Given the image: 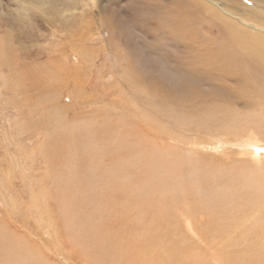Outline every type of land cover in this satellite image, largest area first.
Listing matches in <instances>:
<instances>
[{
	"label": "rangeland",
	"instance_id": "rangeland-1",
	"mask_svg": "<svg viewBox=\"0 0 264 264\" xmlns=\"http://www.w3.org/2000/svg\"><path fill=\"white\" fill-rule=\"evenodd\" d=\"M188 1L0 0V264H238L264 244V197L219 216L239 183L262 196L264 104L206 72L198 45L230 46ZM106 168L144 254H115L114 220L90 227Z\"/></svg>",
	"mask_w": 264,
	"mask_h": 264
},
{
	"label": "bare ground",
	"instance_id": "bare-ground-1",
	"mask_svg": "<svg viewBox=\"0 0 264 264\" xmlns=\"http://www.w3.org/2000/svg\"><path fill=\"white\" fill-rule=\"evenodd\" d=\"M206 1H207L206 3H203L199 0H189L188 4H190L191 6H193L196 9H198L199 11L203 10V11L208 12V16H206L204 14L208 25L211 26V28H214L212 31H214V33L216 32L218 34L217 37L219 36L221 38V40L223 41L222 43H226L230 47L229 48H224V47L219 48V51L216 53L214 45H210L208 42H202L198 46L201 50H205V52L207 53V57H209V58H203L204 57L203 56L202 60L200 62L201 63L205 62L206 66H207L206 67L207 73L211 72L214 74L221 75V73H222L221 71L224 70L230 75L229 78H231L232 81L234 83H236L238 86H240V87H251L249 94L257 97L258 99H256L254 102H252L247 98V103H258V104L263 103L264 104V34L259 33L263 30V26H261L257 23V19L261 18V13L264 12V0H253L258 4L257 9L255 7L252 8L250 5L246 4L244 2V0H224V4H225L227 10H224L222 7H220L218 5L217 1H219V0H206ZM211 3L215 7L214 9H211L207 6V4L211 5ZM178 9H181V8L179 7ZM20 10H21V8H20ZM189 11H190V9H188V11L186 13L188 14V17H189L188 20L191 21V19H190V16H191L190 13L191 12H189ZM223 11L228 13V15L231 17V19H233L235 21L231 22L229 20V18H225L224 16H222L221 12H223ZM193 13H196V12H193ZM196 14H193L192 16L195 17ZM204 15L202 14V16H204ZM191 18H193V17H191ZM190 24L191 25L193 24L192 21L190 22ZM253 24H256V26L253 28L255 32L252 30H248L247 28H244L241 26V25L250 26ZM184 32H185V30H184ZM5 42H4V45H5ZM7 45H8V42H7ZM2 49H3V40L0 39V50H2ZM211 60H214V62L209 64L210 62H208V61H211ZM199 66H200V64H199ZM261 84H263V85H261ZM224 143L225 142L223 141L221 143V145H224ZM227 143H229V142H227ZM252 151H253V149H252ZM253 153H254V151H253ZM105 171L107 173L108 169L107 168L102 169V171L95 176L98 178L99 184H102V185L107 184V185L104 187L105 190L103 189L102 185L100 186V187H102L101 189L104 190V191H101V192H104V194H103L104 197H103V195H101L102 197H100V198H102L101 199L102 204L98 208V211H97L98 214L97 215L93 214L92 216H90V218L92 220H90V219L88 220V222L91 221L90 227L94 228V229H98L100 227L101 223L105 219L110 218L112 220L111 229L114 228V225H113V220H114L116 222L115 233H117L120 237V239H118L116 241L117 252L115 254H118L122 250H126L128 248H130L133 252H138V253L144 254L145 251H144V246H143V238L141 237L142 243L139 246L137 239L135 240V237L133 236L134 232L125 231L123 225H121L119 223V218L123 214L121 212L125 208L123 206H121L122 208H120V207L116 208L111 203L115 202V195L121 194L123 192L122 191L123 189L120 187V189L116 190L115 188H112L111 187L112 185L108 184V182H105L104 180H102V179L111 180V178H113V179L118 178L116 176H114V177L113 176L110 177L107 175L104 176L106 174V173H104ZM98 176H100V178ZM128 181L125 183H128V185H129L130 181L129 182ZM112 183L114 185H116L115 181H113ZM99 184H98V186H99ZM251 184L252 183H242V186H241V184L239 183L237 190L235 192H233V194L231 196L233 200L230 201V203L234 207V210L230 213L229 209L226 208V209L222 210L223 214H219V216L227 219V221L230 224H232L235 222V214H236L237 210L239 209V207L246 206L249 209H252L255 205H257L261 201V199L264 197V191H262L263 192L262 196H260V193L257 192L256 198H259V199L257 201H254V202H252L253 199L251 200L249 198V195H248L249 193H246L245 195H243V193H241L242 197L241 198L238 197L239 191L244 190L248 185H251ZM108 185H109V187H108ZM119 186H114V187L118 188ZM156 187L158 188V186H156ZM241 187H244V188L241 189ZM175 189H172V191ZM261 189L264 190V188H261ZM105 199H108L111 201L107 202ZM263 205H264V203H263ZM134 206L136 208H139L140 203L137 202V203H135ZM208 206L209 205L206 202H200V204H199L196 201V204H195L196 210H202V209H204V207L206 208V210H209L210 207H208ZM216 210H217V208L215 206H213L211 212L216 213ZM259 217H260V215H259ZM259 219L260 218L253 216L252 224L250 225L249 229H252V228H255L258 226L261 227ZM159 222H160V219H158L157 221L156 220L152 221L150 226L157 228V224H159ZM85 227H86V225H85ZM162 227H166V225L163 222H161V225L159 228H162ZM158 230H160V229H158ZM149 235H150L149 239L151 240V242H150V244H151L154 241V239H156V237L151 232ZM151 235H153V236H151ZM147 238H148V236H147ZM130 246H132V247H130ZM80 249L81 248H79V250ZM79 250H77V251H79ZM158 250H159V248H158ZM158 250L154 251V254H152V258H154L155 255L157 257ZM168 250H169V248H168ZM79 252H78V254H79ZM88 252H90V250ZM0 253H2V252H0ZM83 253H85V252H83ZM106 253H107V249H106ZM81 255H78V256H81ZM173 255H175L174 252H173ZM15 256H17V255L15 254L14 257ZM22 256H24V255H21V257L20 256H18V257L22 258ZM68 256L70 257V255H68ZM170 256H171V254H170ZM114 258H116V255H112L113 260H114ZM172 258H173V256H172ZM246 258H247L246 261L239 262L238 264H264V244L260 247H255L250 252H248L246 254ZM103 259H104V261H106L105 256H103ZM68 262H66L65 264H67Z\"/></svg>",
	"mask_w": 264,
	"mask_h": 264
}]
</instances>
